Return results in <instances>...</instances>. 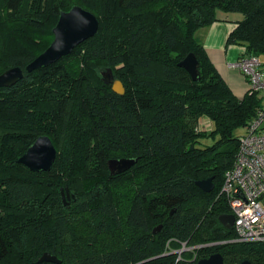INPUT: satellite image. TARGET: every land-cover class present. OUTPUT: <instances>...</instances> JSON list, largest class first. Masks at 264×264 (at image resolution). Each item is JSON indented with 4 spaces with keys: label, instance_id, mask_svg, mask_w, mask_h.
Returning <instances> with one entry per match:
<instances>
[{
    "label": "trees",
    "instance_id": "1",
    "mask_svg": "<svg viewBox=\"0 0 264 264\" xmlns=\"http://www.w3.org/2000/svg\"><path fill=\"white\" fill-rule=\"evenodd\" d=\"M74 4L96 15L97 33L27 72ZM220 13L241 15L227 42L264 57V0H0V73L23 69L0 87V264H196L215 252L264 264V242L233 241L219 220L224 174L262 103L235 96L196 37ZM189 52L197 80L178 65ZM107 68L123 95L102 82ZM40 135L57 155L36 172L17 160ZM121 157L136 162L111 174ZM208 177L209 192L196 184ZM183 243L193 249L179 255Z\"/></svg>",
    "mask_w": 264,
    "mask_h": 264
},
{
    "label": "water",
    "instance_id": "2",
    "mask_svg": "<svg viewBox=\"0 0 264 264\" xmlns=\"http://www.w3.org/2000/svg\"><path fill=\"white\" fill-rule=\"evenodd\" d=\"M99 27V21L96 15L82 7L74 4L68 10L61 11L55 26L52 29L54 38L48 47L37 55L26 66L25 70L31 72L35 69L47 66L56 62L61 57L70 54L79 44L94 36ZM192 77L198 79V59L193 52H189L178 62ZM23 69L14 66L0 73V87L11 86L21 80ZM102 82L111 87L119 95L125 93V87L122 81L115 77L111 68L101 71ZM57 150L52 140L47 135L38 136L35 141L18 158V163L26 166L31 171H49L55 161ZM136 162L135 158L121 157L109 159L107 166L111 174L121 173L130 168ZM196 184L204 191L213 189L212 177L196 181ZM61 196L65 205L70 204L73 194H70L67 186L61 188ZM220 222L231 228L234 222V215L224 213L219 215ZM161 225L153 229L156 232ZM214 244V243H213ZM181 249V248H180ZM175 252H178L176 250ZM39 261H52L60 263V260L49 252H44ZM196 264H224L223 257L219 252L210 254L208 257L200 258ZM239 264H252L248 259L242 260Z\"/></svg>",
    "mask_w": 264,
    "mask_h": 264
},
{
    "label": "built area",
    "instance_id": "3",
    "mask_svg": "<svg viewBox=\"0 0 264 264\" xmlns=\"http://www.w3.org/2000/svg\"><path fill=\"white\" fill-rule=\"evenodd\" d=\"M242 53L229 65L240 70L248 92L262 98L257 115L240 131L232 167L224 174L220 193L234 215L233 241L264 242V62L256 55ZM201 121L199 127H204ZM187 248L185 243L178 254Z\"/></svg>",
    "mask_w": 264,
    "mask_h": 264
},
{
    "label": "crops",
    "instance_id": "4",
    "mask_svg": "<svg viewBox=\"0 0 264 264\" xmlns=\"http://www.w3.org/2000/svg\"><path fill=\"white\" fill-rule=\"evenodd\" d=\"M240 18L241 15L236 13H220L219 20L196 31V37L208 58L238 98H242L247 92V83L240 70L231 67L229 63L239 58L242 46L228 43L227 38Z\"/></svg>",
    "mask_w": 264,
    "mask_h": 264
},
{
    "label": "rangeland",
    "instance_id": "5",
    "mask_svg": "<svg viewBox=\"0 0 264 264\" xmlns=\"http://www.w3.org/2000/svg\"><path fill=\"white\" fill-rule=\"evenodd\" d=\"M261 60L264 62V57H261ZM240 131V130H239ZM210 141V139H207L206 142L208 143ZM187 247V246H186ZM190 248V247H187Z\"/></svg>",
    "mask_w": 264,
    "mask_h": 264
}]
</instances>
